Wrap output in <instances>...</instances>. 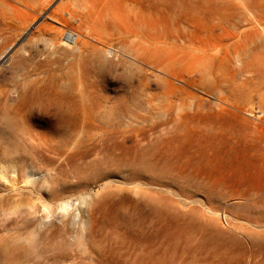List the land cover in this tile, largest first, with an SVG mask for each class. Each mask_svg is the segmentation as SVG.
<instances>
[{
	"label": "rangeland",
	"instance_id": "rangeland-1",
	"mask_svg": "<svg viewBox=\"0 0 264 264\" xmlns=\"http://www.w3.org/2000/svg\"><path fill=\"white\" fill-rule=\"evenodd\" d=\"M259 109L264 0H0V264H264Z\"/></svg>",
	"mask_w": 264,
	"mask_h": 264
},
{
	"label": "bare ground",
	"instance_id": "bare-ground-1",
	"mask_svg": "<svg viewBox=\"0 0 264 264\" xmlns=\"http://www.w3.org/2000/svg\"><path fill=\"white\" fill-rule=\"evenodd\" d=\"M253 21H254V19H253ZM256 22V21H255ZM249 28V27H248ZM251 28H253V27H251ZM246 30V29H245ZM68 35L69 36H71V37H75L74 38V40L73 41H70L68 38H66V40L69 42V43H71V44H75L76 43V41H77V38H78V36H76V34H74V33H72V32H70V33H68ZM218 50V49H217ZM217 50H216V52H217ZM203 54V53H202ZM219 55V54H218ZM237 111V110H236ZM261 113V112H260Z\"/></svg>",
	"mask_w": 264,
	"mask_h": 264
},
{
	"label": "crops",
	"instance_id": "crops-1",
	"mask_svg": "<svg viewBox=\"0 0 264 264\" xmlns=\"http://www.w3.org/2000/svg\"><path fill=\"white\" fill-rule=\"evenodd\" d=\"M261 112V113H260ZM241 113H242V111L241 110H239V116L241 115ZM251 115H256V114H253L254 112H253V110H251L250 112H249ZM261 114L260 116L262 117V116H264V111L262 110V109H259V111L257 112V114ZM259 116V117H260Z\"/></svg>",
	"mask_w": 264,
	"mask_h": 264
},
{
	"label": "built area",
	"instance_id": "built-area-1",
	"mask_svg": "<svg viewBox=\"0 0 264 264\" xmlns=\"http://www.w3.org/2000/svg\"><path fill=\"white\" fill-rule=\"evenodd\" d=\"M67 38H68L70 41H73L75 37H74V36L71 37V36L68 35Z\"/></svg>",
	"mask_w": 264,
	"mask_h": 264
}]
</instances>
